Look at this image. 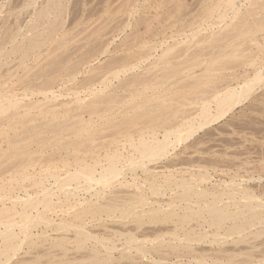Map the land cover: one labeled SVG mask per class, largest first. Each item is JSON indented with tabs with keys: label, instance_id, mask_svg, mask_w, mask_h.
I'll use <instances>...</instances> for the list:
<instances>
[{
	"label": "bare ground",
	"instance_id": "bare-ground-1",
	"mask_svg": "<svg viewBox=\"0 0 264 264\" xmlns=\"http://www.w3.org/2000/svg\"><path fill=\"white\" fill-rule=\"evenodd\" d=\"M247 1L250 4L249 6L247 3L248 7L245 5L246 0L245 4L241 3L242 0H205L200 13L192 16L194 18L191 17L189 21L187 19L188 22L185 19L186 23L183 14L175 18H179V21L169 14L165 15L166 17H162L165 24L161 23L164 28L159 33L149 30L150 26H147L155 36L160 34L159 39H149L148 35L144 36L143 33L139 41H132L123 47L122 51H128L127 54L118 59V54L114 55L116 59L110 61V70H107L105 76L98 79L84 78L71 88L67 87V83L77 80L81 68L89 59L79 60L80 57L69 54L70 51H67L69 55L66 57L56 53L55 58H58L57 55L63 58L56 59L57 61L48 68H41L46 71L43 73L40 69L42 74L40 75V70L35 74H39L38 77L20 80L19 87L15 88L16 85L9 83L6 85V81L3 85L2 81L0 158L19 154L11 169L14 173L20 169L22 171V168L33 170V167H37L41 176L43 168H40L41 171L38 166L46 164L47 167L51 166V169L53 165L55 167L54 171L46 170L48 174L45 173L40 179L34 175L37 170L33 171L34 174H28L29 170L25 173V170L22 176L19 171L17 174L21 177H16V174L11 172L14 176L7 177L4 182L1 178L3 184L11 182L8 185V193H3L7 186L0 184V214L7 213L4 219L0 220V240L10 244L11 253H17L25 235L26 239H29V236L31 239L35 236H45L46 241L52 238L49 242L52 241L54 247H61V242L68 240L71 243L75 237L79 242H90L92 239L106 246L105 252L95 251L93 247L94 254L77 260L72 258L71 264L87 261L116 263L125 257L127 264H257L264 261L261 246L263 259L261 254V258L255 254L260 252L258 243L256 245L254 242L257 251L253 250L255 246L251 248L252 252L246 246L245 249L240 248L244 242L248 244L251 239L257 240L264 236V188L250 184L255 178L261 183L263 178L248 175L249 171L245 172L247 176L242 172L243 175L239 174L235 166L239 169L240 164H233L232 160L229 161L231 158H228V161L232 165L227 160L228 163L224 161L225 165L219 164V160L215 162L217 153L214 155L217 158L213 157L214 160L210 156L207 159L206 155L204 159V151L201 150V154L198 149L202 142L199 143V138L196 139L200 131L218 122L236 106L247 101L252 92L256 91L257 85L264 83V57L260 56L259 59L257 55L258 58L251 57L250 60L246 57L252 51L242 50L243 45L240 47L245 41H250L264 50V34L260 36L263 40L256 37L258 33L264 32V6L261 7L264 3L257 1L263 11L260 13L257 12L259 9H256L259 5L255 3L256 0ZM56 3L58 2L52 6L56 7ZM254 3L257 4L256 8L253 7ZM49 8L51 11V7ZM48 9L40 11L41 21L50 12ZM180 21H184V24L178 29L176 22ZM217 28L219 30H216ZM168 30L170 32H167ZM44 32L48 33H35L36 38L29 40L24 47L20 44L24 50L21 53L32 52L40 46H45L51 33L47 30ZM46 38L49 40L42 46ZM191 41L195 43L193 49L197 44L201 46V42L208 41L210 44H202L203 48L205 45L207 48L203 49L201 46L200 51L197 46V52L192 49ZM17 47L20 48L19 45ZM60 47L59 45L58 48ZM56 48H49L47 52L55 53ZM36 50L38 52L40 48ZM34 52L27 53L26 56ZM40 56L42 58L43 55H35L37 59ZM32 58L34 59V56ZM41 58L38 60L42 61ZM146 60L148 62L143 65ZM231 60H235V63L241 61L237 62L238 67H252L251 73L250 70L249 73L245 70V73L241 72L244 73L243 77L239 71L235 72L236 66L230 67L234 62ZM24 61L21 64H24ZM201 65L205 66L204 71L207 74L204 75L207 79H212L209 81L200 78L204 82L212 83L213 77L222 70L232 69L233 72H226L229 76L223 80L218 79L220 82L214 79L215 84L210 90L200 89L192 99L182 102L175 109H170L182 95L180 89L184 88L174 81V77L188 74ZM129 71L133 74L130 73L132 75H129V78L125 77L128 80L121 79V76H125ZM194 74L191 72L193 79ZM195 77L197 78V75ZM114 78H120L116 86H112ZM194 80L192 88L203 82L196 79L197 82L200 81L197 83ZM192 82L189 83L192 85ZM82 89L88 91L86 95L90 93L93 97L89 96V100L88 96H81ZM127 89L130 93L120 97L119 90ZM168 94L170 97H166ZM67 95L71 96V100L61 98H66ZM154 99L158 101L157 105H146ZM166 106H169L167 110ZM137 108H143L144 114L131 117L130 112ZM163 108L166 111L170 109V112L163 110L159 113ZM154 111L158 114L155 115ZM124 113L126 118L114 120ZM153 113L147 121L139 122L142 116ZM101 119H105L101 122L102 129L98 126L97 128L101 129L102 133L110 128L113 133L110 137L103 136L96 142L97 138L94 136L101 131L94 127ZM19 128L21 131H18ZM199 137L201 140V136ZM4 138L11 142L9 150L2 147ZM85 141L89 142L82 148ZM58 145L63 147V150H60L62 154H57H61L59 158L54 155V158L47 157L50 160H46L44 156L43 160L42 157L34 156L38 151L44 152L47 147ZM71 147L73 152L69 151ZM191 148L198 149V156L202 155L201 158H194L193 156L198 157V151L195 152L196 150ZM190 151L195 154L191 153L192 157H186ZM185 153L187 154L184 157ZM208 153L205 152L207 155ZM224 157L227 158L222 156ZM235 160L234 158L233 161ZM244 163L241 165L247 167ZM19 165L22 168L19 169ZM241 169L239 171H242ZM26 180L32 182L28 183ZM12 181L19 185L11 186ZM32 186L38 187L31 190ZM64 197L67 199L65 203L73 202L72 206L65 205L68 209H74V222L73 218L71 220L62 217L66 213L68 216L67 208L63 209L60 205L64 203L60 202ZM8 200L9 204L6 202ZM55 205L60 206V209H55ZM96 220L98 224L95 223ZM71 229L77 230L75 237L70 234ZM251 235L254 238L250 237ZM36 238L34 243L38 239L41 241ZM1 241L0 246L3 244ZM44 241L41 242L49 244ZM77 241L75 245L79 243ZM254 243L252 241V244ZM126 250L128 255L122 253ZM117 251L120 256H116ZM52 254L53 257L57 256ZM241 256L245 258L240 260Z\"/></svg>",
	"mask_w": 264,
	"mask_h": 264
},
{
	"label": "rangeland",
	"instance_id": "rangeland-1",
	"mask_svg": "<svg viewBox=\"0 0 264 264\" xmlns=\"http://www.w3.org/2000/svg\"><path fill=\"white\" fill-rule=\"evenodd\" d=\"M53 1H54V3L51 0H0V75H1L0 76L1 77L0 78V80H1L0 84H1V86H2V81L3 82L6 81V85H8V83H9V85H12V84H14V86L16 85L15 88L17 86L19 87L20 80L26 81L27 78L30 79V77H31V79H32V78H35L36 76L38 77L39 74H37L36 76H35V74L38 73V71L41 68H43V69H44V67L48 68L49 65H51L55 61H57L56 59L59 58V55H57L58 58H55L56 53L60 54V55L64 54V57H66L69 51H70L69 54L73 53L74 56H76L78 58L80 57L79 60L84 59V58H86L85 60L89 59V60H87V61H89V63L87 61H85L83 68H81V71H80L79 75L77 76V80L76 81L74 80V81L67 83L68 88L75 86L80 80H82L84 78L94 77L95 79H98V78L102 77L105 73L108 72L107 70L109 69V63H111L110 61H114V59H116V58L118 59V57H120L121 55L124 56L125 53L127 54L128 51H126V50H123L124 52L122 51L123 47L125 45L131 44L132 41H135V42L139 41V38L142 35H144L143 33H145L144 36L148 35L147 38H149V39H153L154 37H155V39H159L160 34L157 37V36H155V33H151V31H155L156 33L157 32L159 33L160 30H162L164 28V25L161 26L162 24H165V21H164V19H162V17L164 18L165 15L168 16V14H169V15H171L170 17H172L174 20L178 19V21H179V18H177V19H175V18L177 16L183 14V16L186 17L183 20L185 21V19H186V21H187V19H188V21H189V19L192 16L200 13V11L202 9L201 6L203 5L202 3L205 2V0H53ZM244 1L245 0H242L241 3H244ZM257 1H259V3H260V1L264 3V0H256L255 3H257ZM55 2H58V3H56L57 8L54 6ZM245 3L244 4L248 7L249 3L247 0ZM255 3L253 5V7L254 8L257 7L256 9L257 10L259 9V10L258 11L256 9H254V10H256L257 12L262 11V10H260V8L263 7L264 4L261 3V4H263L261 6L259 3H257L259 5L255 4ZM52 4H54V5L52 6ZM179 5L180 6L183 5L182 8L180 7L182 10L179 7H178L179 9L177 8V6H179ZM249 6H250V4H249ZM259 6H261V7L259 8ZM49 7H51V11L49 10L50 9ZM253 7H251V8H253ZM45 8L46 9L49 8L48 10L50 12L48 11L49 12L47 14L48 17L45 16L46 18L45 17H44L45 19L42 18L44 20L41 21L40 20L41 19L40 18V15H41L40 11H43V9H45ZM262 12H260V13H262ZM184 14H186V15H184ZM194 17H192V18H194ZM55 18H57V19H55ZM55 21H56V23H55ZM184 21L176 22L177 23L176 27L178 29H181V27H182L181 24H184L183 23ZM186 21H185V23H186ZM162 22H164V23H162ZM144 23H146V24H144ZM158 24H160V25H158ZM147 26L148 27L150 26L149 30H151V31L148 30ZM154 26H155V28H154ZM179 26H181V27H179ZM43 30L44 31L47 30V31H49V33H51L47 37L51 41L46 38V40L43 42L42 46L49 40L47 42V44L43 47L40 46V47L36 48L38 50L40 48V50H39L40 52L39 51L37 52L36 49L33 50L32 52L35 51L34 52L35 55L39 53V54L45 56V58H43V56H42V58H43L42 59L40 56L42 61H39L40 58H38L39 60L37 59V57H39V56L35 57L34 53L31 54L32 57L34 56V59L31 57V55H29L30 57L26 56L27 53L28 54L32 53L31 51H29L27 53L25 52L24 54L21 53L24 50L20 47V44L22 45V47H24V45H26L29 42V40L36 38L37 34H40V33L47 34L48 33V32L45 33ZM53 30L55 32H52ZM147 30H148V32H147ZM216 30H219V28H217ZM226 30H228V29H226ZM39 31H41V32H39ZM167 32H170V30H168ZM35 33H37V34H35ZM205 33H207V31ZM258 34L256 35V37L258 36V38H259L260 36L262 37L264 32H261ZM50 35H52L51 36L52 38L50 37ZM261 37L259 39L263 40ZM195 40H197V39H195ZM20 42H22V43H20ZM170 42H172V41H170ZM197 43L198 42H196V44ZM201 43L202 44L208 43V45L210 44V42H208V41H207V43L206 42L205 43L201 42ZM187 44H189V43H186V45ZM190 44L191 45L193 44L192 45V49H193L194 44H195L194 41ZM199 44H200V42H199ZM202 44H201V46L203 48ZM18 45L20 48L17 47ZM59 45L61 46L60 48H58ZM242 45H243V47H242ZM181 46H182V44H181ZM197 46H198V44H197ZM201 46H198L199 51L202 50ZM206 46L207 45H205L204 48H207ZM196 47L193 50H195ZM240 47H242L241 48L242 50L252 51L251 54H249L246 57V58H249L250 60L253 57H256L257 55L259 56V59H260V56L264 57V50L261 47H258L253 42L245 41L244 43L241 44ZM13 48H15V49H13ZM49 48H51V49L56 48L55 53H53L54 51L52 52L51 49H50V51L52 52V54L47 52ZM14 50H15V52H13ZM16 51H19L20 53L16 52ZM195 51H197V50H195ZM195 51H193V53ZM11 52H13V53H11ZM65 52H67V53H65ZM116 54H118V56ZM46 55L48 57H46ZM114 55L117 57L115 58ZM258 56H257V58H258ZM52 57L55 59L53 60ZM23 58L24 59L27 58V60L25 59L26 61H24ZM62 58H59L58 60H61ZM28 59H29V61H28ZM36 60L39 61L38 64H37ZM23 61H24V64L23 63L21 64V62H23ZM35 61H36V63H35ZM232 61H234V62H232ZM258 61H260V60H258ZM146 62H148V60H146L143 63V65L146 64ZM231 62H232V64L230 65V67H232V68H233V66L235 67L236 65H239L238 63H241V61H237L238 63L237 62L235 63V60H231ZM45 63H49V64H45ZM114 65L115 64H113V66ZM110 66H112V65H110ZM198 67L199 68H196V69L191 71L192 75L195 73L194 79L196 78L195 76L197 75L196 79H198V80H200V78L204 79V80L206 78V80H209V79H207V76L204 75V73H205L204 67L205 66L203 67L201 65ZM243 67L236 66L234 71L235 72L239 71V73L243 74V77H244V73L247 70L248 71L246 73H249V70L251 73L252 67H250V66H245L244 68ZM43 69H41V70L43 71ZM82 69H84V70L82 71ZM89 69L91 71L88 72ZM41 70H40V75L42 74ZM85 70H87V71H85ZM231 70H226V71L222 70L219 72V74H217L213 78L215 80H217L218 82H220L219 81L220 79L223 80V78H226L227 76H229L228 74H226V72L227 73L233 72V70L232 71ZM45 71H43V73H45ZM81 72H83V73H81ZM191 72L188 74L187 73L179 74V75L174 77V81L179 83L181 86H184V88H183V90H182V88L180 89V91H181L180 93L182 95L179 98H178L179 93H177L178 94L177 97L175 96L176 98H178L175 101L176 105L173 104L174 106L173 105H171L170 107L168 106L170 109L172 107H174L172 109H175L178 107L179 104L181 105L182 102H185V101L187 102V101H189V99H192L194 97V94L198 90L199 91L210 90L212 88L213 84H215L214 79H213L212 83L206 82V81H205L206 82L205 83L204 80H202L203 82L200 80L202 83H199L200 81L197 82L196 79L195 80L193 79ZM241 72H244V73H241ZM263 72H264V70H263ZM130 73L133 74L132 71H129L128 74H126L125 76H121L122 77L121 79H124L125 77L129 78L132 75ZM220 73H222V75ZM239 73H237V74H239ZM205 74H207V73H205ZM31 75H33V76H31ZM190 76H192V77H190ZM221 76H222V78H220ZM243 77H242V79H243ZM182 78H184V80H186V81H184V80L182 81ZM126 80H128V79H126ZM193 80L195 82L199 83L200 85H198L195 88H192V86L194 85V83L192 82ZM211 80L212 79H210L209 81H211ZM119 81H120V78H117V79L114 78L112 86L114 84L116 86L119 83ZM189 82L190 83L192 82V85ZM17 83H18V85H17ZM261 83H263V82H261ZM261 83L259 85H257V87L255 89L256 91L252 92V94L249 96L250 98H248L247 101L245 100L244 102H242L241 104L236 106L233 109V111L228 113L225 117L220 119L218 122H214L213 124L209 125L208 127L204 128L202 131H200L199 136H201V140H200V137L197 136L198 134L196 135L197 136L196 139L198 140V138H199V140H198L199 143L202 142L198 145L199 148H198V146L196 148H198L199 151H201V150L204 151L203 154H202V151L200 152L203 155V157L206 155L207 159H208V156H210L214 160V158L217 156L218 158L216 157L217 160L215 162H218V160H219L218 163L221 165H225V162H227L231 158L229 160L230 162L232 160L233 164L236 162L238 163V165L240 164L239 169L237 168V165L235 166L236 167L235 169H236V171H238L239 174H241V172H242L243 174H246V176H247V173H248L247 171H249L248 175H252V176L254 175V177H257V178L259 176H261V179L263 178L262 180L259 178L261 180V183H258V179H256V178L254 179V181H251L253 183L250 182V184H252L256 187H259L260 189L264 188V186H261L262 183L264 184V83L263 84H261ZM4 84H5V82L3 83V85ZM188 84H190L191 86L190 85L188 86ZM205 84H207V85L205 86ZM18 90H19V88H18ZM127 90H119L120 97L122 94L123 95L125 94V96L127 94H129L130 91L129 90L127 91ZM80 91L85 92V93L81 92L82 93L81 96H84V95L88 96L89 100L93 97V95L91 97L90 93L89 94L87 93L88 95H86V92H88V91H84V89H82ZM177 91H179V90H177ZM109 92H110V90H109ZM65 94H66V92H65ZM166 97H170V94H168ZM61 98L64 100L65 99L71 100L70 95H67L66 98H64V97H61ZM86 99H87V97H86ZM157 104H158V101L155 99L146 103V105H152V106L157 105ZM168 107L166 106V110ZM187 107L189 108L192 106H187ZM170 109H168V111H166L163 108V109H160L161 111H159V110L158 111H159V113L163 112V110L166 112H170L169 111ZM156 113L158 114V112H155V115H156ZM137 114L143 115L144 114L143 108H140V109L137 108V109H134L130 112L131 117L134 115H137ZM151 115H154V113L150 114V115L142 116L140 118L139 122L147 121ZM125 116H126V113L122 114L121 116L114 118V120L119 121V120H121V118H124ZM104 120L105 119L99 120L100 122L97 123L96 127H94V128H96V129L101 128L102 127L101 124L104 122ZM97 126L99 128H97ZM20 129L21 128H19L18 131H21ZM101 129H99L101 131L100 133H102ZM100 133H98V135L94 136L97 138L96 142L100 141V139L103 136L110 137L111 134L113 133V130H111L109 128V129L104 130L102 134H100ZM0 138H1V136H0ZM202 138L203 139L205 138V139L202 140ZM8 141L9 140L6 138H4V140L2 141L3 142L2 147L4 150L10 149V145H11L10 143L11 142L10 141L8 142ZM7 142H8V144H6ZM86 142L87 141L84 142L82 148L86 147L85 146ZM200 146H201V149H200ZM6 148H8V149H6ZM62 148H63L62 145L47 147L44 152L39 153V151H38L35 153L34 156L39 157V158L42 157L43 160H45V158H46V160H48L49 158H47V157L59 158L62 154L60 152V150H63ZM196 148L195 149L191 148V149L192 150L194 149V151L196 150L195 152H197L198 149H196ZM92 149H93V147H92ZM191 149H188V150H191ZM69 151L73 152L74 151L73 147H71L69 149ZM199 151L197 152V156L199 155ZM211 151L214 154H212ZM6 152H8V151H6ZM86 152H87V150H86ZM86 152H84V154ZM205 152H207V153L209 152L208 155L205 154ZM58 153H61V154H59L60 156L57 155ZM189 153H190V155H188ZM191 153H193V151L188 152V154L185 153L184 155L183 154L182 155L185 157V155L187 154L186 157H188V156L192 157L195 153H193V155H191ZM216 153H217V155L214 156ZM88 154H90V152ZM18 155L19 154L12 156L10 158L9 157L0 158V181L2 178V181L4 182V180H7V177H9V176L11 177L12 175L14 176V174H16L15 175L16 177H19L20 175H18L17 173H20V172H22L21 173V176H22L23 172L25 170H26L25 173L27 172V170H29V172H27L28 174L29 173L34 174V172H35L34 175H36L37 179H40L41 176L45 175V173L47 175L48 172L46 170H49L50 172L54 171V168H55V167H53L54 165L52 166V169H51V166L47 167V165L44 163L46 166L45 165H42V167L38 166L39 169L43 168V171L40 169L42 171L41 173L43 174L41 176H39L40 172L38 171L37 167H35L36 169L33 167V170L31 168L24 170V168H22L20 165H19V169L21 167L23 170L20 171L21 170L20 169L19 170L20 172L18 171L16 173V171H15V173H14L13 172L14 170L12 171L11 169H12V166H13L15 160H18L17 159ZM44 156H45V158H44ZM201 156H198V157L193 156V157L194 158H201ZM222 156H226L227 158H225V157L222 158ZM203 157H202V159H203ZM220 157H221V160H220ZM234 158L237 161L236 160L233 161ZM204 159H205V157H204ZM162 160L164 161V159H162ZM244 161H246L245 163H246L247 167H245V165H243L244 167L241 165L244 163ZM223 162H224V164H223ZM250 162H251V164H249ZM230 165H232V164L230 163ZM44 166L47 167L48 169L45 168ZM246 168H248V169H246ZM251 168L253 169V171H251ZM13 169H15V168H13ZM240 169L242 171H239ZM9 170H11V171L9 172ZM34 170H37L38 172L34 171ZM11 172L14 174H12ZM245 172H247V173H245ZM5 174L6 175L9 174V175L5 176V178H4L3 176ZM243 174H241V175H243ZM26 181L28 182V180H26ZM26 181H24V183H26ZM1 182H0V184H3V182L2 183ZM14 182L15 181H12L11 186L16 185V182L15 183ZM30 182H32V181L29 180L28 183H30ZM5 183L3 185H6L7 187L4 186L6 189H4L3 193H5V192L8 193V190H9L8 185L11 182H9V183L7 182L6 184ZM254 183H256V184H254ZM17 184L19 185V183H17ZM18 185H16V186H18ZM36 187H38V186H32L31 190H34ZM0 190H1V188H0ZM65 199H62L60 201V202L64 201V203H62L63 205L59 202L61 207H63V209L67 208L65 204L70 205L72 202L71 201V202L65 203V202H67V199H66V201H65ZM6 202L8 204L10 203L9 200ZM59 203H57V205ZM57 205H55V207H54L55 209H56ZM64 206H65V208H64ZM70 206H72V204ZM59 207H57V208L60 209ZM70 208H72V207H70ZM70 208L69 209L67 208L69 217L66 215L67 211H65L66 214L63 213L65 215V216L64 215L62 216L63 218H65V217L68 219L73 218L72 211L74 212V209L72 208V210H71ZM79 208H80V206H79ZM79 208H77V209H79ZM69 210L72 214L69 212ZM6 215H7V213L0 214V220L2 218L4 219V217ZM88 217H91V216L88 215ZM74 221H76V220L74 219L73 222ZM94 222H93V224L99 223L97 220L95 223ZM73 230H74V233H73ZM76 231H75V229H71L69 232H70V234H73V236L75 237ZM51 233H55V232H51ZM76 234H77V232H76ZM23 236H24L23 241L22 242L20 241L22 243V246L20 247V249L17 251V253L15 255H14V253H11V251H10V248H11L10 244L5 243V242L0 240L1 243H3L0 246V264H71L70 262H72V258L77 260L80 258L88 257V256H90L89 254H94L95 251H97V250L99 252L100 251L105 252V250L107 251L106 246L104 247V245L101 242H99L97 240H95V242H94V240H92V239H90L91 241L89 240L90 242H88V240H87L86 242L84 241L85 243L83 241H80L81 242L80 243L79 241H77V238L75 237L74 240L79 242L81 245H83V247L79 243H78L79 246H78V244L75 245L76 242L74 240H71V243H70V240H68L67 242L65 241L64 243L61 242L62 243L61 247H57L60 245H55L56 247H54V244L52 243V241H51V243L49 242L50 240H52V238H50L46 241L45 236L44 237L41 236V238H40V236L37 237V238H40L41 241L45 240L51 246L53 245L52 247H50L49 244L45 245L39 239L36 241V243H34L36 236H35V238L32 237V239L30 236H29V239L28 238L26 239L25 235H23ZM70 236L72 237V235H70ZM250 237H253V236L251 235ZM263 238H264V236H262L261 238H258L257 240H256V238L253 240L250 238L251 243H250V241L249 242L247 241L248 244H244L245 242L244 243L242 242L243 245H241L240 248H242V247L244 248V246H246L247 249H249V251H251V252L253 250L257 251L258 249L256 248L255 243H254V242H256V245L259 244L258 248H259L260 252L257 251L258 254L257 253H255V254L259 256V254H261V252H262L261 249H263V252H264V244H263L264 239ZM0 239H1V237H0ZM30 239H31V241L33 240L32 243H30L31 242ZM72 241H74L73 242L74 244L72 243ZM252 241L254 244H252ZM97 242L99 245L97 244ZM66 243H67V245H66ZM91 243H93L95 245H93ZM261 243H262V245H261ZM96 244H97V246H96ZM100 244H102V247ZM238 245L240 246V244H238ZM238 245H236V248ZM251 245H253V246H251ZM249 246H250V248H249ZM260 246H261V249H260ZM93 247H95L94 248V249H96L95 251L93 250ZM97 247L99 249H97ZM100 247H101V249H100ZM228 247H230V246H228ZM253 247H254V249L251 250V248H253ZM240 248H238V249H240ZM67 249H69V250H67ZM64 250H65V252L67 251L66 252L67 254H65ZM245 251H248V250H245ZM127 252H128V250H126L125 252L122 251V253H124V255L127 254ZM52 253L57 254V256L53 257L52 255H54V254H52ZM119 254H120L119 251H117L116 256H120ZM263 254H261L262 258H261V256H259L261 259H263ZM241 257H242V259H241ZM241 257L239 258L240 260H243L245 258V256H244V258H243V256H241ZM125 258H123V260H120L119 262H116V263H114V262L95 263V262H88L87 261V262H78V263L75 262L74 264H127L126 262L128 260H127V258L125 260ZM257 264H264V261L258 262Z\"/></svg>",
	"mask_w": 264,
	"mask_h": 264
}]
</instances>
